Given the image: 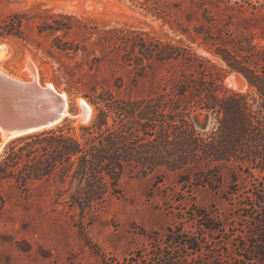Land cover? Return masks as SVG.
Instances as JSON below:
<instances>
[{"label":"trees","instance_id":"1","mask_svg":"<svg viewBox=\"0 0 264 264\" xmlns=\"http://www.w3.org/2000/svg\"><path fill=\"white\" fill-rule=\"evenodd\" d=\"M175 7L186 22H178L176 28L188 43L141 34L131 41L122 37V44L130 47L123 55L126 62H133L136 53L141 66L143 59L165 65L168 77L163 84L140 99L119 98L103 89L88 97L96 113L91 123L80 126L81 139L64 125L10 141L0 156V214L10 200L4 184L25 191L31 181L52 180L57 196L67 194L65 202L83 217L120 192L119 180L126 173L193 172L210 163L218 173L225 169L233 182L238 173L253 179L241 193L227 191L240 197L235 223H201L208 232L226 234L218 246H208L207 240L178 228L168 229L157 262L264 264V43L255 41L264 36V0H183ZM247 13L263 22L244 29L240 22ZM21 18L12 14L0 25V36L21 37ZM49 19L37 25L38 32L71 29L67 15ZM194 42L241 74L256 96L222 90V78L209 59L192 49ZM54 45L64 51L78 49L70 42ZM141 260L142 255H130L122 264Z\"/></svg>","mask_w":264,"mask_h":264},{"label":"rangeland","instance_id":"2","mask_svg":"<svg viewBox=\"0 0 264 264\" xmlns=\"http://www.w3.org/2000/svg\"><path fill=\"white\" fill-rule=\"evenodd\" d=\"M182 1L0 0V25L12 14L22 17L21 37L0 36V41L7 43L0 66L29 80L24 71L28 56L35 63L38 80L65 91L73 111L79 109L76 98H84L93 108L88 122L75 124L76 118H68L61 125L70 127L81 139L80 126L91 123L96 113L88 97L103 89L119 98L140 99L163 84L168 77L165 65L143 59L141 66L136 53L133 62H126L123 55L130 47L122 44V37L131 41L141 34L143 38L188 43L176 28L178 22L186 25L175 7ZM260 13L264 16V10ZM59 14L70 17V30L38 32L39 23ZM243 18L240 26L244 29L263 22L260 16L248 13ZM255 41L264 43V36H256ZM54 42H70L78 49L64 51ZM191 45L214 66L213 71L222 78V90L236 91L228 87L226 79L233 74L243 79L242 75L230 70L202 44ZM244 87L239 92L256 96L247 83ZM198 121L203 123L204 117L199 116ZM12 140L4 142L0 156ZM235 178L233 182L225 169L218 173L210 163L193 172L159 169L145 176L126 173L119 180L120 192L110 194L100 209L83 217L79 209L65 202L67 194L57 196V184L52 180L31 181L25 191L4 184L10 200L0 214V264H122L136 254L144 257L141 264H161L157 260L165 245V233L174 228L207 240L208 246H218L226 234L208 232L201 223L208 220L225 227L235 223L240 197L229 196L227 191L237 189L241 193L253 182L244 173Z\"/></svg>","mask_w":264,"mask_h":264},{"label":"water","instance_id":"3","mask_svg":"<svg viewBox=\"0 0 264 264\" xmlns=\"http://www.w3.org/2000/svg\"><path fill=\"white\" fill-rule=\"evenodd\" d=\"M6 44L0 41V54ZM229 77L237 78L239 87L247 83L243 76ZM79 114L84 122L90 117L85 104L76 111L70 108V97L65 91L41 83L36 75L24 80L0 70V137L12 140L53 130Z\"/></svg>","mask_w":264,"mask_h":264},{"label":"bare ground","instance_id":"4","mask_svg":"<svg viewBox=\"0 0 264 264\" xmlns=\"http://www.w3.org/2000/svg\"><path fill=\"white\" fill-rule=\"evenodd\" d=\"M2 47H3V52H4V50H5V46H2ZM3 52L0 54V65H1V61H2V59H3V55H4ZM25 57H26V56H25ZM22 63H23V62H22ZM25 68H26V69H25ZM25 68H24V71L26 70V72H27V78H29V79H33V78L35 77V75H36V77L38 78V74H37V71H36L35 63L32 62L28 56H27V58H26V66H25ZM34 68H35V69H34ZM0 70H1V71H4V68H3L2 66H0ZM14 76H15V75H14ZM241 80H242V79H241ZM237 81H238L237 78H234V80H233V79H231L230 77H227V79H226V83H227L228 87H230V88H232L233 90H236V91H243V89H244L245 87H244V86H243V87H239L238 84H237ZM242 81H244L243 83H245V80H242ZM46 84H47V85H50V86H54L53 84H51V82H48V81H46ZM245 84H246V83H245ZM245 84H244V85H245ZM76 102H77V104H78V106H79V109H80V107L83 106V104H85V105H86V108H88L89 113H90V116H91L92 111H93V108H92V106H91V105H90V104H89L84 98L77 97V98H76ZM89 118H90V117H89ZM89 118H88V119H89ZM82 122H84V117H83L82 115L79 114L78 117L76 118V123H75V124H79V123H82ZM85 122H88V120L85 121ZM6 140H9V139L5 138L4 136L1 137V140H0V149H1L2 145L4 144V142H5Z\"/></svg>","mask_w":264,"mask_h":264}]
</instances>
